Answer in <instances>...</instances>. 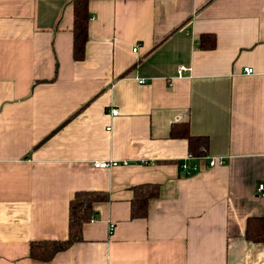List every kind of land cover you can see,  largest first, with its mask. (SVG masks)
<instances>
[{
    "label": "crops",
    "instance_id": "1",
    "mask_svg": "<svg viewBox=\"0 0 264 264\" xmlns=\"http://www.w3.org/2000/svg\"><path fill=\"white\" fill-rule=\"evenodd\" d=\"M70 1L0 0V264H264L246 239L264 218V0H89L82 60ZM187 134L207 138L201 156ZM143 186L158 196L132 218ZM77 192L107 200L32 260L68 239Z\"/></svg>",
    "mask_w": 264,
    "mask_h": 264
},
{
    "label": "trees",
    "instance_id": "2",
    "mask_svg": "<svg viewBox=\"0 0 264 264\" xmlns=\"http://www.w3.org/2000/svg\"><path fill=\"white\" fill-rule=\"evenodd\" d=\"M88 1L71 0L73 10L72 24V51L75 60H82L85 53V44L88 38ZM199 45L203 49L215 46V37L210 34L200 36ZM189 151L192 155L201 156L207 146V138L186 135ZM136 198L131 205L132 218H144L147 215V205L158 196L156 186H143L135 189ZM107 198L100 193L77 192L69 203L68 239L64 242H36L30 245L29 256L40 262L50 261L56 254L65 251L72 243L81 239L82 226L94 217L93 205L104 202ZM246 239L253 243L264 242V218L250 219L247 222Z\"/></svg>",
    "mask_w": 264,
    "mask_h": 264
},
{
    "label": "built area",
    "instance_id": "3",
    "mask_svg": "<svg viewBox=\"0 0 264 264\" xmlns=\"http://www.w3.org/2000/svg\"><path fill=\"white\" fill-rule=\"evenodd\" d=\"M133 51L134 52L137 51V46L133 47ZM188 70H189L188 67H185V66L181 65V66L178 67L177 72L181 76V75H184ZM243 72L245 74H253L254 73V69L252 67H244L243 68ZM138 82L139 83H144L145 81L143 79H141ZM110 112H111L112 116H115V115L118 114V109L112 108L110 110ZM107 129H109V128H107ZM188 159H192V157L190 156V157H188ZM207 160H208V168H210V169L218 167V166H222L225 163L224 160L220 159V158H209ZM117 166H118L117 162H105V161H102V162L94 163V167L98 168V169H110V168H115ZM179 169H180V171H183L184 173H186L187 176H192V175L196 174L199 171V168H198L197 165L188 166L186 163H182L179 166ZM257 192L261 196H264V186L263 185H259L258 188H257ZM94 221H95V219L93 217L91 219V222H94ZM111 228H112V226H110V229Z\"/></svg>",
    "mask_w": 264,
    "mask_h": 264
}]
</instances>
